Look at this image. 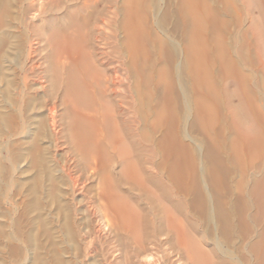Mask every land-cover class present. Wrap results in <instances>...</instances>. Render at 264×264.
<instances>
[{"label":"bare ground","instance_id":"1","mask_svg":"<svg viewBox=\"0 0 264 264\" xmlns=\"http://www.w3.org/2000/svg\"><path fill=\"white\" fill-rule=\"evenodd\" d=\"M159 1L21 0L14 33L0 31L1 57L21 59L7 170L35 195L46 178L64 189L56 222L75 264H174L170 248L188 264H264V0Z\"/></svg>","mask_w":264,"mask_h":264},{"label":"rangeland","instance_id":"2","mask_svg":"<svg viewBox=\"0 0 264 264\" xmlns=\"http://www.w3.org/2000/svg\"><path fill=\"white\" fill-rule=\"evenodd\" d=\"M7 1H8V3H7ZM4 2H6L7 4H4ZM20 2H21V0H6V1L0 0V3H1L0 8L4 7L2 9H0V15L2 16V14H3V17H4L5 14H7L6 15L7 17L6 16L4 18L0 17V20H1V18H3L2 19L3 22L0 21V28H1L0 31L1 30L5 31L7 29L8 31H10V33H12V32L14 33L13 30H16V29H13L14 27L12 28L11 26H13L15 24V22L17 21V18L19 16L18 15L19 11L17 8H19L18 4L20 5ZM155 2H157V0H149V3H151L150 7H153V4ZM159 2L163 5L162 0ZM7 6L10 8V10ZM4 9H5V11H3ZM4 20H5V22H4ZM3 23H8V25H10V26L5 25V24L3 25ZM168 23L169 22H167V24ZM172 25L170 23V24H168V27L171 26V28H173L174 25L173 26ZM2 27H4L5 29H2ZM9 28H10V30H9ZM2 33L0 32V35ZM14 38L15 37H13V42H12L13 44H15L18 41V39L15 38L17 40L16 41ZM3 44L4 43L0 42V48L3 47ZM1 52H2V49H0V62H3L4 65L0 63V67H1L0 68V83H2V84H0V100H1L0 103L1 102L3 103V104L1 103L2 107L4 110H6V112H4V114L7 113L6 115H4V117L7 116L6 119L3 117L2 121H4V122H2L3 124L1 123V125H0V129H2L0 131V133L2 134L3 132H5L7 129H9L11 127L12 119H10L11 116H9V115H11V111H9V109H10V106L12 104H10V102L15 101V99H16L15 93L18 92V90H19L18 88H19V85H21L20 82L22 80L20 79L21 78L20 75L17 73L18 72L17 71L18 61H20L21 59L14 57L15 60L13 59V62H11L12 60H8V59H7L8 60L7 61L5 58L1 57ZM42 54L44 55V52H42V51H41V53L39 52V54L35 58L36 59L35 62L37 64H39L40 70H43L44 64H45L43 62L44 58H43ZM1 58H2V60H1ZM37 74H35L34 76H31V77L29 76V78H28L29 79V81H28L29 86L34 85V83L36 81H40L43 79L41 77L43 72L38 74V75ZM31 78H33V79H31ZM30 81L31 82L33 81V84L30 83ZM8 82L10 83L9 85L7 84ZM6 84L10 87H8ZM4 89H6L7 91L2 92ZM8 91L11 93H9ZM142 91H144L143 88H142ZM4 95H6L7 98ZM143 101H144V99H143ZM143 103H144V105H143ZM143 103L141 104L142 110H140V115L144 114V107L147 106L146 105L147 100L145 99V102H143ZM190 123H192V121ZM190 123L188 122V124H190ZM142 124H143V126H142ZM139 127L141 129H144L145 124L143 121L140 122ZM190 128H191V126L189 127V129ZM154 134H155L154 135L155 138H158L160 136V131L158 130V131L154 132ZM2 139L3 138L1 136L0 140H2ZM27 152L30 153V148H29V151H27ZM161 157L163 158L162 154L160 153L155 158V162L158 161L157 163H155L156 165L161 164V163H159L160 162L159 159L161 160ZM20 163H22V166H23V164L25 162H23V160H22V162H20ZM7 165L9 166V164L5 158V152H4V150H0V264H75L74 262H71V261L74 260L75 253L77 252L78 244H75V242H72V241L71 242L62 241V239L64 240V237H61L62 232L60 233L61 230L57 224L58 222H56L57 221L56 218H58L62 214L60 211L59 212H57V211L59 209H61V205H65L64 204V202H65L64 198L65 197H62L63 193H61V191H63L64 189L61 188L58 184L55 185V184L49 182L46 178L45 183H47L48 185L46 186L44 183L43 189L40 188L43 191L40 189H36L35 192L37 191V193H39V195L41 194V196H37L38 195L37 193H36V195L33 193L34 189H35L34 183L32 185L33 181H28V179H23V180L20 179L19 175H18V173L20 172V169H17L16 172L11 174L12 175L11 176L9 171L7 170V168H8ZM166 169L172 170V167L170 168V167L166 166ZM10 176H11V178H10ZM8 179H9L10 183L7 181ZM11 180H12V182H11ZM21 181L22 182L23 181L29 182V184L27 183V185H24ZM26 182H24V183H26ZM7 184H9V186H7ZM30 185H31V189H29ZM58 189L60 190L59 191L60 193L57 191ZM175 189L177 191L179 190V188L177 186L175 187ZM55 191L58 193L59 197L57 195H54ZM30 192H32V193L30 194ZM53 192H54V194H53ZM33 194L36 196V199H35V196H33ZM84 194H86V193H84ZM25 198H26V201H25ZM58 198H60V199L58 200ZM78 198H82V196H78ZM59 201H61V202H59ZM138 203H139V206L142 204L144 205L143 207H145V208L147 206V204L142 200L139 201ZM10 209H12V210H10ZM12 211H14V212H12ZM54 213L55 214L58 213L55 216V218H54V215H55ZM174 216H176L180 220L181 219L184 220V222H185V217L182 213L174 212ZM25 217H26V219H24ZM151 217H152V215H151ZM59 218H63V217L61 216ZM153 218H154L153 222L155 223L157 219L154 216H153ZM17 220L19 222V225L17 223ZM53 220H54V222H53ZM61 221H62V219H61ZM15 223H17V224H15ZM57 226L59 229L57 228ZM204 228H205L204 226L199 225L198 227H196V230L192 231V234L194 236L195 241L197 242L196 244H200V246L202 245V247H204V248L206 247V250L211 252L214 249V248H212V247H214V243H213L212 239H208V236H204L202 234V232H203L202 230H204ZM25 230L26 231L28 230V232H26ZM20 231L22 232V234ZM23 231H24V233H27L26 234L27 237L23 234ZM30 233H32V235ZM219 233H221V231L218 230V228H215L210 236L220 237L221 234H219ZM33 234H34V236H33ZM24 236L26 238H24ZM30 236H32V237H30ZM30 242H31L32 246H30ZM24 243H27L28 245L24 244ZM13 244H15L16 246H14ZM96 247H97L96 249L98 250L99 247L98 246H96ZM57 249H59V250L57 251ZM60 249L63 253L60 251ZM9 250H11V251H9ZM67 250H68V252H67ZM169 251H170V254H172V256H173V259H175L174 264H188V262H186L184 259L185 255L183 253L176 252L172 248H170ZM13 252H14V254H13ZM59 252H61L62 254ZM73 252H75V253H73ZM54 254H56V255H54ZM54 256L57 257V259H56V257L54 258L56 260H54V259L52 260L50 258V257H54ZM96 257L99 258L98 256H96ZM158 264H160V263H158Z\"/></svg>","mask_w":264,"mask_h":264}]
</instances>
